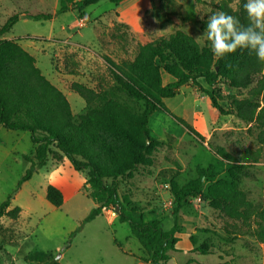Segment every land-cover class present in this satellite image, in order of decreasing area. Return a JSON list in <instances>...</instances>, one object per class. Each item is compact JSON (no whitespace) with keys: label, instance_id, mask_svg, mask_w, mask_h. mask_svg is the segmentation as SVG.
Wrapping results in <instances>:
<instances>
[{"label":"rangeland","instance_id":"374dc122","mask_svg":"<svg viewBox=\"0 0 264 264\" xmlns=\"http://www.w3.org/2000/svg\"><path fill=\"white\" fill-rule=\"evenodd\" d=\"M201 1L197 7L195 0H129L123 6L93 5L84 19H78L76 12L58 14L46 21L24 17L0 39L17 40L35 57L43 75L66 95L78 119L87 106L70 89L72 83L96 90L111 89L103 54L117 61L133 58L139 44L177 30L204 46L207 42L199 39L204 32L198 20L209 18L212 8L208 4L212 0ZM135 2L142 7V15L131 26L120 19V11ZM59 6L60 0H0V28L16 13L55 14ZM165 19L174 23L168 25ZM70 68L76 71L75 75L69 74ZM260 77L256 76L246 89H233L220 82L214 90L219 104L230 109L233 98L245 97ZM163 81L167 84L173 79L163 74ZM199 83L201 87L183 86L176 97L166 100L170 113L155 112L150 117V135L159 142L152 156L153 165L139 167L132 177L119 178V195L130 199L128 215L133 220H157L164 230H170L175 208L170 182L184 185L198 177V168L212 166L217 176L205 180L202 196L190 198L180 211L176 234L179 243L177 251L169 253V264H264V245L247 233L240 221L226 216L220 203L209 196V189L234 183L251 203L264 209V146L257 141L260 130L238 118L235 112L220 115L203 92L212 89L203 80ZM116 97L135 112L143 109L141 102L123 94ZM173 116L193 126L203 139L191 134ZM219 150L232 159L219 157ZM52 151L48 165H67L54 148ZM249 151H260L257 162L248 160ZM34 154L29 132L0 128V205L11 197L9 209L16 207H11V203L22 207L16 220H0V264H143L139 260L146 254L133 236L131 224L121 222L113 208L104 210L106 217L87 223L64 248L69 239L64 240L61 232L54 231L56 221L50 210L53 208H47L43 174H34L18 194L22 189L18 184L30 167L24 156L32 158ZM107 217L115 221L110 223ZM43 221L53 226L51 230L47 227L53 234L51 238L41 231ZM205 242L210 246L209 254L202 255L198 248Z\"/></svg>","mask_w":264,"mask_h":264},{"label":"trees","instance_id":"16d2710c","mask_svg":"<svg viewBox=\"0 0 264 264\" xmlns=\"http://www.w3.org/2000/svg\"><path fill=\"white\" fill-rule=\"evenodd\" d=\"M100 1L60 0L55 14L16 13L0 28V37L9 34L24 17L46 21L58 14L76 12L78 19H84L87 9ZM109 1L121 5L129 0ZM195 2L197 7L202 4L201 0ZM245 2L212 0L208 4L212 8L210 16L223 11L246 25ZM207 20H198L202 32ZM165 23L172 25L174 22L165 19ZM102 58L108 67L111 89L96 90L78 82L72 83L70 89L83 98L87 106L85 113L76 119L66 95L43 75L35 57L17 40L0 39V128L29 132L35 146L34 157L24 156L30 167L18 187L48 165L54 148L74 172L85 176V190L97 205L71 234L64 248H68L72 238L87 223L101 215L104 209L113 208L118 209L121 222L131 224L132 234L146 254L140 259L150 264H169V253L177 251L179 239L176 234L179 232L182 207L190 198L201 197L204 181L214 179L217 173L212 166L198 168L196 179L184 185L170 182V192L175 202L174 224L170 230H164L157 220L148 222L140 218L135 221L129 217L130 199L119 195L118 179L132 177L139 167L153 165L152 156L159 142L150 135V117L155 112L170 113L166 100L176 97L183 86L201 87L200 80L212 89H203V92L211 100L213 108L220 115L235 112L238 118L256 125L260 130L257 141L264 146V60H258L248 50H238L224 58L215 57L207 43L201 46L181 30L139 44L133 58L117 61L108 54H103ZM69 72L70 75L76 74L71 68ZM163 74L173 81L165 84ZM258 75L262 77L257 84L250 88L245 97L233 98L230 109L226 110L219 104L214 90L220 82L233 89H246ZM118 94L143 103V109L135 112L117 99ZM174 118L191 134L203 139L193 126L183 119ZM217 155L227 161L232 159L223 150H219ZM259 158L260 151H249L248 160L257 162ZM209 196L220 203L226 216L240 221L245 231L264 245V209L251 203L244 191L234 183L225 182L221 188L209 189ZM46 199L55 208L62 207L64 203L63 193L53 185L47 187ZM10 202L11 197L0 205V220L2 217L12 220L19 217L21 208L9 209ZM192 242L195 244L194 240ZM209 249L205 242L198 251L206 255Z\"/></svg>","mask_w":264,"mask_h":264},{"label":"crops","instance_id":"0c3cea01","mask_svg":"<svg viewBox=\"0 0 264 264\" xmlns=\"http://www.w3.org/2000/svg\"><path fill=\"white\" fill-rule=\"evenodd\" d=\"M98 4H103L106 7L115 6V4L111 3L109 0H102L99 3H97V5ZM121 9L122 10L120 11V19L123 22H126L127 24L131 26L136 25L140 16L142 15V7H140V5L137 4V2H135V4H132L131 6L124 8V9L121 7ZM42 174L44 176L43 178L46 180V184H45L46 188L49 185H53L57 187L63 193L64 203L62 207L55 208L47 201L48 202L47 208H53L50 210L52 212V218L54 219V221H56L55 222L56 228L54 230L55 233L60 234L58 232H61V235L64 237V240H68L71 234L78 229L81 222L88 217L90 212L94 208H96L97 205L88 196L87 192L86 193L83 192L84 191L83 189L86 186L85 176L82 173L74 172L70 168L69 163H67V165L49 164L46 167L40 169L38 173H36L37 176H41ZM25 183L27 182H24L22 184V189L19 191L18 194H20L24 190L25 186L23 185ZM12 206L22 208L21 206H18L17 204L11 203V207ZM48 206H51V207H48ZM101 216L106 217L104 211L102 212L101 215L97 216L96 219L100 218ZM108 219L110 220L109 221L110 223L115 221V219H111V218H108ZM49 226L47 225L46 221L45 222L43 221V226L41 227V231H43V233H46V235L49 238H51V235L53 234L49 233V230H51L53 226L52 227H49ZM47 227H49L48 228L49 230H47ZM59 247L55 249H59ZM184 247L186 248L185 249L186 251L188 248V245H185ZM43 250H47V249L44 248ZM143 255L141 257H143ZM139 261L143 264H147L141 260Z\"/></svg>","mask_w":264,"mask_h":264},{"label":"clouds","instance_id":"9594fccd","mask_svg":"<svg viewBox=\"0 0 264 264\" xmlns=\"http://www.w3.org/2000/svg\"><path fill=\"white\" fill-rule=\"evenodd\" d=\"M243 8L246 25L223 11L208 18L204 35L199 39L207 42L215 57L224 58L238 50H248L258 60H264V0H246Z\"/></svg>","mask_w":264,"mask_h":264},{"label":"built area","instance_id":"2783aa9c","mask_svg":"<svg viewBox=\"0 0 264 264\" xmlns=\"http://www.w3.org/2000/svg\"><path fill=\"white\" fill-rule=\"evenodd\" d=\"M111 209H112V208H111ZM104 210H106V209H104ZM104 210H103V211H104ZM107 210H109V209H107ZM113 210H114V209H113ZM113 215H114V213H113Z\"/></svg>","mask_w":264,"mask_h":264},{"label":"water","instance_id":"95a60500","mask_svg":"<svg viewBox=\"0 0 264 264\" xmlns=\"http://www.w3.org/2000/svg\"><path fill=\"white\" fill-rule=\"evenodd\" d=\"M116 210H118V209H116Z\"/></svg>","mask_w":264,"mask_h":264}]
</instances>
